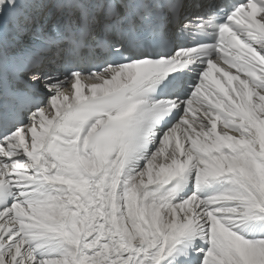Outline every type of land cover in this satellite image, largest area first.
I'll return each mask as SVG.
<instances>
[{
	"label": "snow or ice",
	"instance_id": "6c2138e0",
	"mask_svg": "<svg viewBox=\"0 0 264 264\" xmlns=\"http://www.w3.org/2000/svg\"><path fill=\"white\" fill-rule=\"evenodd\" d=\"M0 264H264V0H0Z\"/></svg>",
	"mask_w": 264,
	"mask_h": 264
}]
</instances>
